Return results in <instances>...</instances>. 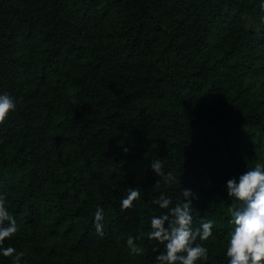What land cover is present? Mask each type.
Returning a JSON list of instances; mask_svg holds the SVG:
<instances>
[{
    "label": "trees",
    "instance_id": "1",
    "mask_svg": "<svg viewBox=\"0 0 264 264\" xmlns=\"http://www.w3.org/2000/svg\"><path fill=\"white\" fill-rule=\"evenodd\" d=\"M261 3L0 0V94L17 105L0 126V193L19 228L0 247L19 264H157L165 246L147 234L167 210L152 201L190 189L193 228L214 221L196 264H229L227 182L264 165Z\"/></svg>",
    "mask_w": 264,
    "mask_h": 264
},
{
    "label": "clouds",
    "instance_id": "2",
    "mask_svg": "<svg viewBox=\"0 0 264 264\" xmlns=\"http://www.w3.org/2000/svg\"><path fill=\"white\" fill-rule=\"evenodd\" d=\"M264 11V0L260 5ZM16 101L8 93L0 94V126L5 125L11 113L16 110ZM151 168L157 177L167 184L175 181L169 172L165 173L160 159H154ZM160 181L157 180L156 184ZM227 194L233 200L229 207L230 223L234 226L230 233L226 255L229 264H264V165L257 163L236 179L227 182ZM140 197V190L128 189V195L121 201L122 210H129ZM183 200L172 206L171 198L161 194L152 203L167 210L151 219L148 239L165 246V251L155 257L157 264H196L207 260L208 249L197 240L208 241L213 235L214 221L203 220L199 227L193 228L192 199L196 198L190 189L182 190ZM6 195L0 193V246L18 231L16 220L6 207ZM103 209L98 207L94 216L97 235L103 236ZM7 222V223H6ZM137 237L129 236L126 243L130 255L139 256L144 249L135 243ZM157 249H154L156 251ZM0 254L12 257L13 264H19L24 253H17L12 247H0Z\"/></svg>",
    "mask_w": 264,
    "mask_h": 264
}]
</instances>
